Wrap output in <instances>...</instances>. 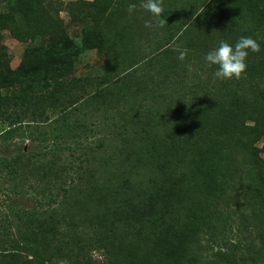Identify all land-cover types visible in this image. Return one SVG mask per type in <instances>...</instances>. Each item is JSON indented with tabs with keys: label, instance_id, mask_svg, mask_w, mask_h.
Masks as SVG:
<instances>
[{
	"label": "trees",
	"instance_id": "1",
	"mask_svg": "<svg viewBox=\"0 0 264 264\" xmlns=\"http://www.w3.org/2000/svg\"><path fill=\"white\" fill-rule=\"evenodd\" d=\"M47 1L5 0L6 15L30 19L37 14V19ZM127 2L67 0L65 7L72 22L87 28L79 41L53 35L44 45L28 50L16 70L10 68L7 47L0 44V264H53L48 244L57 234L60 219L55 211L47 217L41 210L20 209L15 199L31 188L30 177L39 181L48 178L46 197L53 202L61 198L60 204L81 180L83 173L70 160L58 170L50 169L51 178L27 165L41 156L56 161L66 152L74 156L70 143L81 144L77 132L87 130L82 124L67 127L72 131L65 134L48 136L40 132L44 124L65 123L83 102L107 105L113 94L110 86L117 80L136 81L132 72L125 76L133 70L132 64L121 72L111 69L114 57L106 59L101 75L72 76L86 53L110 50V36L113 43L125 44L122 20ZM197 6L189 23L172 34V41L185 42V49L204 57L220 41L234 45L241 36H248L257 41L261 51L249 53L246 74L236 80L227 99L191 100L188 104L180 100L191 89V71L186 67L191 63L180 62L171 47L160 52L166 60L160 86L174 91L171 102L178 98L180 103L176 111H169L172 104L159 116L169 139L161 148L151 147L150 153L161 152L156 155L163 158L155 164L156 177L136 188L123 179L115 192L107 187L101 190L102 198L98 194V204L107 206L108 196L102 192L112 191L109 210L114 219L125 228L135 226L143 236V247H123L118 240L111 264H198L196 252L209 205L232 200L229 191L246 186V198L264 207V0H199ZM249 82L251 87L245 84ZM142 87L137 84L136 92ZM26 143L31 144L30 149ZM182 205L188 206V213L181 217ZM103 218L104 214L97 222ZM102 230L105 233V227ZM108 235L116 238L113 228ZM80 242L73 240L72 245L79 248ZM67 250L58 248L54 256H65Z\"/></svg>",
	"mask_w": 264,
	"mask_h": 264
},
{
	"label": "rangeland",
	"instance_id": "2",
	"mask_svg": "<svg viewBox=\"0 0 264 264\" xmlns=\"http://www.w3.org/2000/svg\"><path fill=\"white\" fill-rule=\"evenodd\" d=\"M66 1L49 0L37 19H34L37 14L25 19L6 15L5 0H0V44L7 47L11 70L18 68L28 50L44 45L53 35H65L73 41H79L87 28L72 22L66 11ZM198 3L199 0H162L166 24L164 27L147 29L144 27L145 21L152 18L140 7V0H128L122 20L125 44L113 43L110 36V50L95 49L86 53L72 76L83 78L101 75L106 59L109 61V58L114 57L110 61L111 69L121 72L132 64L133 70L125 76L132 72L136 81L130 83L129 79L123 81L121 78L116 85L110 86L109 91L113 94L109 97V104L98 107L83 102L65 123L60 122L52 127L44 124L41 127V133L52 136L69 132L71 129L67 127L74 129L77 125L87 126V130L77 132L81 135L77 139L81 144L70 143L75 151L74 156L66 152L59 161L51 156H41L27 165L34 172L48 173L47 176L51 178L49 172L60 169L68 160L72 161L83 175L68 198L60 204L61 198L51 201L52 198L46 197L48 178L39 181L30 177L31 188L15 199L20 209L41 210L47 217L55 211L60 219L57 234L48 244L53 264H84L87 261L92 264H111L115 260L113 253L118 249L120 239L123 247L127 244L143 247V236L138 234L135 226L125 228V225L117 223L109 210L112 191L102 192L108 196L107 206L99 205L97 197L107 187L115 192L123 179L136 188L143 183L149 184V179L156 177L155 164L161 163L163 158L156 155L161 152L150 153L151 147L161 148L164 140L169 139L159 116L172 104L169 111H176L180 103L178 98L171 102L175 98L174 91H164V87L160 86L165 73L161 72L162 63L165 64L166 60L159 54L167 47L177 51L176 56L179 50L185 49V42L177 43L170 37L180 26L189 23L199 7ZM129 4L137 5L131 14L128 12ZM152 22L156 23L155 20ZM194 52L188 51L186 57V62L191 63L192 67L189 74L191 89L181 95L180 101L188 104L191 100L227 99L236 80L216 79L213 74L215 68L209 67L204 57ZM135 83L143 85L139 93L135 90ZM245 84L252 86L251 82ZM127 85L132 89L124 87ZM262 146L260 143L259 147ZM26 147L30 149L31 144L26 143ZM247 194L246 186H238L236 190L229 191L232 200L206 208L207 225L196 252L198 264H231L232 261L237 264H264V207L247 199ZM179 212L181 217L185 216L188 206L182 205ZM103 214L105 218L98 223ZM111 228L116 238L106 237ZM73 240H81L79 248L72 245ZM105 242V248H101L99 245ZM62 247L73 252L55 257L57 249Z\"/></svg>",
	"mask_w": 264,
	"mask_h": 264
},
{
	"label": "clouds",
	"instance_id": "3",
	"mask_svg": "<svg viewBox=\"0 0 264 264\" xmlns=\"http://www.w3.org/2000/svg\"><path fill=\"white\" fill-rule=\"evenodd\" d=\"M137 5L129 4L128 12L135 11ZM140 7L143 8L152 19L145 21L144 27L152 29L154 27H164L166 20L163 18L165 9L162 6V0H140ZM153 20L156 21L153 24ZM260 45L251 37L241 36L234 45L225 41H220L218 47L210 50L204 60L209 67H214V76L221 81L240 80L247 71V59L249 53H259ZM188 55L187 49L178 51L177 59L184 62ZM191 71V65H186Z\"/></svg>",
	"mask_w": 264,
	"mask_h": 264
}]
</instances>
